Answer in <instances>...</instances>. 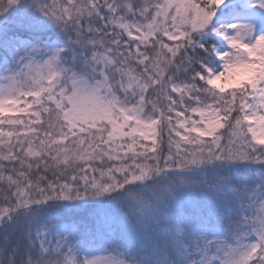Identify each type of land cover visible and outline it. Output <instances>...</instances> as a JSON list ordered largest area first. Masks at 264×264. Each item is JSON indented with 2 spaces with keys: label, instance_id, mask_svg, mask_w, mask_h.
<instances>
[{
  "label": "snow or ice",
  "instance_id": "6c2138e0",
  "mask_svg": "<svg viewBox=\"0 0 264 264\" xmlns=\"http://www.w3.org/2000/svg\"><path fill=\"white\" fill-rule=\"evenodd\" d=\"M0 264H264V0H0Z\"/></svg>",
  "mask_w": 264,
  "mask_h": 264
}]
</instances>
